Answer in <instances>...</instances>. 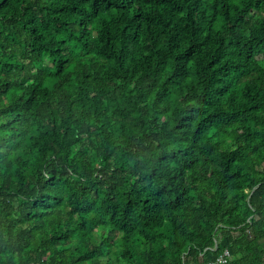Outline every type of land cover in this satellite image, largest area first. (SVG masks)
<instances>
[{"label": "trees", "instance_id": "trees-1", "mask_svg": "<svg viewBox=\"0 0 264 264\" xmlns=\"http://www.w3.org/2000/svg\"><path fill=\"white\" fill-rule=\"evenodd\" d=\"M210 263L264 264V0H0V264Z\"/></svg>", "mask_w": 264, "mask_h": 264}, {"label": "built area", "instance_id": "built-area-1", "mask_svg": "<svg viewBox=\"0 0 264 264\" xmlns=\"http://www.w3.org/2000/svg\"><path fill=\"white\" fill-rule=\"evenodd\" d=\"M230 257V253L228 250H226L219 258H218V262H225L227 261V259H229ZM210 264H217V263H210Z\"/></svg>", "mask_w": 264, "mask_h": 264}, {"label": "water", "instance_id": "water-1", "mask_svg": "<svg viewBox=\"0 0 264 264\" xmlns=\"http://www.w3.org/2000/svg\"><path fill=\"white\" fill-rule=\"evenodd\" d=\"M218 245V242L216 243V246Z\"/></svg>", "mask_w": 264, "mask_h": 264}]
</instances>
